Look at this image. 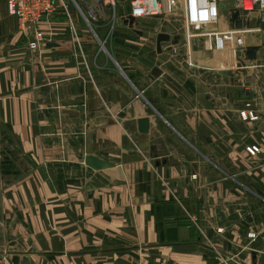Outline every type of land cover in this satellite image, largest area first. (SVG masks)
Returning a JSON list of instances; mask_svg holds the SVG:
<instances>
[{"label":"crops","instance_id":"crops-1","mask_svg":"<svg viewBox=\"0 0 264 264\" xmlns=\"http://www.w3.org/2000/svg\"><path fill=\"white\" fill-rule=\"evenodd\" d=\"M74 1L34 49L0 2V264H264V28L195 68L167 15Z\"/></svg>","mask_w":264,"mask_h":264},{"label":"built area","instance_id":"built-area-1","mask_svg":"<svg viewBox=\"0 0 264 264\" xmlns=\"http://www.w3.org/2000/svg\"><path fill=\"white\" fill-rule=\"evenodd\" d=\"M61 1L62 0H0V2L6 3L11 13L16 15L22 29L27 31L33 30L34 39L30 43L33 49L39 46V41L42 39V33L35 29V27L41 19L50 15L54 9L60 5ZM175 1H172L173 4ZM222 1L226 0H177L176 7H178V9L176 12L183 20L186 29H193L200 32L212 26L215 29V33L225 36L224 38H226L230 33H233L234 30L222 31L219 28V20L221 16L223 17L221 7ZM233 2L235 8L244 13L248 14L260 9L264 14V0H234ZM131 4V15L134 18L159 16L164 12L162 5L163 0H132ZM242 16L246 18L245 14ZM189 41L188 39V42ZM242 116L244 118L248 116L257 118L253 113L246 115L245 112H242Z\"/></svg>","mask_w":264,"mask_h":264},{"label":"rangeland","instance_id":"rangeland-1","mask_svg":"<svg viewBox=\"0 0 264 264\" xmlns=\"http://www.w3.org/2000/svg\"><path fill=\"white\" fill-rule=\"evenodd\" d=\"M68 3L75 4L76 1L74 0H64ZM132 0H93L92 5L95 7H98L100 9L105 8L106 6L111 8H116L117 6H120L122 3L123 4H129L131 6L132 10ZM175 0H163V14L159 16H165L167 15L168 17L171 18V21L173 22L174 25V31L175 33V39L181 41L180 46H175L172 45L171 48V53L173 50V55L175 54L176 57L174 59L177 62H181L185 60L186 62H189L191 66L198 68L203 65H213V66H225V65H230L229 60H232L235 58V55H239L242 50L239 51L235 47L234 41L230 40L229 37L224 38L225 36H221L218 33L214 32V28L212 26L207 27L205 31H195L193 29H189V31L184 27L183 20L179 16V14L176 12L178 7H176V1L173 4ZM179 1V0H178ZM234 0H226L222 1V12L224 13V18L226 15H228V9L226 10L223 7H235L234 5ZM78 4V3H77ZM79 4L82 6L83 3L79 1ZM78 4V5H79ZM84 6V5H83ZM233 11V10H232ZM231 11V12H232ZM231 13H229L230 16ZM246 15L245 19H248L250 23L252 20H250V14L251 13H243ZM256 23H262V22H256ZM253 25V24H251ZM254 26H260L255 24ZM186 29V30H185ZM191 31V32H190ZM243 33H246L244 30ZM172 35V34H171ZM189 36V37H188ZM173 37V35H172ZM193 37V38H192ZM188 39L190 40L188 42ZM178 42V41H177ZM175 44V43H174ZM239 46L244 47V45ZM238 51V52H237ZM249 117V116H248ZM84 127H82L83 129ZM13 177L18 178L21 177V175L16 174L13 175ZM222 230V229H220Z\"/></svg>","mask_w":264,"mask_h":264},{"label":"water","instance_id":"water-1","mask_svg":"<svg viewBox=\"0 0 264 264\" xmlns=\"http://www.w3.org/2000/svg\"><path fill=\"white\" fill-rule=\"evenodd\" d=\"M243 11L241 10H233L230 14L229 17V22L231 23L230 27L232 28V30L234 31H242V30H252L255 28H260L263 29L264 26L260 25V26H254L251 25L250 21L248 19H241L242 15H243ZM128 22L131 26H133L134 24V17H131L128 19ZM221 27L222 31H225V22L223 21V18L221 16L220 20H219V28ZM172 38L171 34L165 32V31H161L160 33H158L157 35V49L159 52L162 51V42L164 41H170ZM238 40L234 41L235 47L239 50H242L245 52V55L247 57V59H249L250 61L255 60L257 58V51L260 49L261 45H251V46H246V47H241L238 44ZM242 67V65H240V68ZM220 73L222 75H230V72L228 70H221ZM233 89H242V86H234L232 87ZM149 120L147 118L141 119L139 121V129L141 132H147L149 130ZM86 164L96 170H101V169H105V168H110L113 167L115 164L113 162L104 160L98 156L95 155H89L86 158Z\"/></svg>","mask_w":264,"mask_h":264},{"label":"bare ground","instance_id":"bare-ground-1","mask_svg":"<svg viewBox=\"0 0 264 264\" xmlns=\"http://www.w3.org/2000/svg\"><path fill=\"white\" fill-rule=\"evenodd\" d=\"M163 6H164V5H163ZM188 31H189V29H188ZM190 32H191V31H190ZM238 32H239V31H236V32L234 31V32H233V40H234V41H237V40H238V42H239V35H238ZM241 32H242V31H241ZM241 36H242L241 39H243V40H246V38H248V36H247L246 34H244V35L241 34Z\"/></svg>","mask_w":264,"mask_h":264}]
</instances>
